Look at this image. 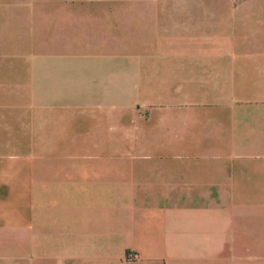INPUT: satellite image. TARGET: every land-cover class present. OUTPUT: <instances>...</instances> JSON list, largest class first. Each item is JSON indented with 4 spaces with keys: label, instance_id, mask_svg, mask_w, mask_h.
I'll list each match as a JSON object with an SVG mask.
<instances>
[{
    "label": "crops",
    "instance_id": "0c3cea01",
    "mask_svg": "<svg viewBox=\"0 0 264 264\" xmlns=\"http://www.w3.org/2000/svg\"><path fill=\"white\" fill-rule=\"evenodd\" d=\"M0 264H264V0H0Z\"/></svg>",
    "mask_w": 264,
    "mask_h": 264
}]
</instances>
